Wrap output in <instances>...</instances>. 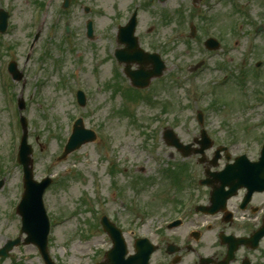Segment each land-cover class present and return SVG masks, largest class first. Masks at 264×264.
Instances as JSON below:
<instances>
[{"label": "rangeland", "instance_id": "obj_1", "mask_svg": "<svg viewBox=\"0 0 264 264\" xmlns=\"http://www.w3.org/2000/svg\"><path fill=\"white\" fill-rule=\"evenodd\" d=\"M61 2L0 0V9L9 16L6 31L0 33V247L18 235L21 224L17 214H10L23 173L13 160L11 149H16L20 128L17 133L10 109L16 108L18 119L16 101L22 96L26 106L21 113L27 119V141L33 149L34 179L52 178L44 205L52 216V225L60 222L52 230L49 254L56 264H92L95 250L106 236L96 225L103 212L115 215L118 221L127 213L128 218L135 217L127 208L122 210L119 194L130 204L141 202L147 208L148 203L164 204L162 199L168 201L176 190L161 171L195 163V155L183 158L164 143V128H172L184 143H189L199 136L194 117L203 107L205 127L222 143L234 142L237 136L245 143L251 132L242 130L264 129V101L257 107L245 106L247 95L253 97L255 90L264 95V0H240L248 13L243 15L250 18L231 13L230 1L219 5L229 35L230 52L226 56L208 58L189 38L187 18L183 25L178 23L183 36L176 41L174 50L165 52L166 69L144 88L143 99L126 91L129 80L112 56L118 48L117 25L124 22L128 0H72L67 10ZM86 5L90 7L88 12L84 11ZM87 19L93 24V39L85 35ZM235 19L244 23L243 32L238 34L229 29ZM138 22L136 33L143 36L150 18L140 17ZM260 25L263 31L255 36L251 53L244 32ZM172 28L173 25L164 28V36ZM35 33L38 38L33 42ZM10 59L17 62L24 78L19 82L11 80L14 87L9 78L5 79L4 91L2 81ZM199 60L205 61V67L198 76L191 75L189 68ZM257 61L262 62L261 67L255 66ZM223 63L230 73L226 71L229 77L219 85ZM254 73L257 82L253 80ZM76 76L77 81H72ZM241 83L245 84L246 95L241 94ZM77 88L89 91L85 107L75 103ZM77 116L82 117L87 129L104 137L98 136L57 160ZM262 131L256 130L257 135ZM149 209L151 215L157 214V208ZM0 264L44 261L34 245L20 244L8 257L0 258Z\"/></svg>", "mask_w": 264, "mask_h": 264}, {"label": "flooded vegetation", "instance_id": "obj_2", "mask_svg": "<svg viewBox=\"0 0 264 264\" xmlns=\"http://www.w3.org/2000/svg\"><path fill=\"white\" fill-rule=\"evenodd\" d=\"M221 2L222 0H128L125 22L135 10L138 13L137 19L148 16L150 22L145 24L144 35H137L139 43L142 39L140 44L146 53L154 52L163 59L167 55L165 52L173 49L177 41L175 37L170 44L166 43L164 28L173 25L168 30L177 32L178 15L185 12L189 29L193 27L194 37L191 40L198 44L199 49L208 58L226 56L230 52L229 35L219 7ZM202 12L206 16H202ZM211 36L218 41L217 50L205 49V40ZM203 62L201 60L202 66L197 71L205 65ZM220 66L225 69L224 63ZM256 140L255 143H246L244 146L237 141L229 147L228 157L220 153L216 166L211 164L212 153L205 152L199 166L200 172L187 175V168L185 181L180 189H176L178 197L159 205L155 216H146L136 221L126 218L128 214L119 221L115 217L112 222L119 228L124 240V254L121 256L118 249L113 263L106 257L107 251L113 248L112 240L108 237L105 249L98 251L95 262L144 264L142 258L138 259L136 256L138 249L146 252L149 246H155L146 264H264V189L251 191L250 185L235 180L238 186L226 200L224 209L209 213L198 208L209 207L213 187L219 186L213 176L207 175L208 171H223L227 164L233 163L235 157L244 152L242 150L247 151L244 153L251 162L257 161L261 153V142L259 138ZM246 172L247 170H241L239 174L246 175ZM227 173L229 172L225 174ZM252 173L257 175L255 171ZM207 177L210 184L194 185L195 180L200 184ZM228 188L230 186H225V190ZM225 260L227 261L224 263Z\"/></svg>", "mask_w": 264, "mask_h": 264}, {"label": "water", "instance_id": "obj_3", "mask_svg": "<svg viewBox=\"0 0 264 264\" xmlns=\"http://www.w3.org/2000/svg\"><path fill=\"white\" fill-rule=\"evenodd\" d=\"M0 18H1V29H4L5 23H6V14L3 12H0ZM132 31L133 28L127 30L123 29L121 31V40L123 42H129L128 45L130 46H136L135 39L132 37ZM90 34V32H89ZM129 48V46H128ZM128 50V49H127ZM142 62V61H141ZM158 64V63H157ZM159 65V64H158ZM157 66V65H156ZM160 68L159 66H157ZM15 65L13 64L11 66L12 72H14ZM154 74V73H153ZM20 76V75H19ZM130 76L134 78V81L137 80H144L148 82L150 79V76L146 77L143 70L137 71L135 74H131ZM137 79V80H135ZM146 82V83H147ZM80 101H83V98L81 95L79 96ZM21 106H23L21 104ZM77 126L74 129V132L71 137L68 139L67 144L65 145V150L62 154V157H65L67 153L78 149L79 145L87 142L94 138V135L91 134L90 131H85L83 128V125H81V121L79 120L76 124ZM22 127L24 129L23 133V140L21 145V153L19 161L24 166V172H25V183H26V191H25V197L22 201V204L20 205V214L22 217V232H27L28 237L26 238V241H32L34 242L37 247L42 252V255L44 259L47 261V264H52L51 260L47 257V252L45 249L47 238L46 235L48 233V223L46 221L45 216L43 215V209L42 205L40 204L41 196L44 188L49 183L46 179L45 184L44 183H36L32 180V172L30 165L32 161L30 160V154L32 152V149L30 146L26 143V127H25V121L24 118H22ZM167 143L175 145L177 148L181 149L182 153H187L186 149L188 147L183 146L181 143L178 142L177 138L173 135L170 129H167L166 133ZM19 242V238H16L15 241H9L3 249L0 250V255L5 256L7 254V250L10 249L13 245L17 244Z\"/></svg>", "mask_w": 264, "mask_h": 264}]
</instances>
